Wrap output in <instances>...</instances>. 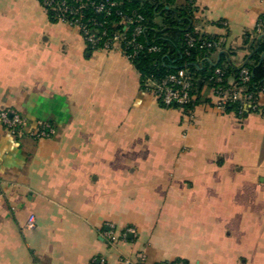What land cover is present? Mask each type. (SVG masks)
<instances>
[{
	"label": "crops",
	"instance_id": "1",
	"mask_svg": "<svg viewBox=\"0 0 264 264\" xmlns=\"http://www.w3.org/2000/svg\"><path fill=\"white\" fill-rule=\"evenodd\" d=\"M195 6V31L221 42L211 61L242 66L264 0ZM203 91L163 108L121 53L88 52L38 0H0V110L55 130L0 125V264H264V93L240 119Z\"/></svg>",
	"mask_w": 264,
	"mask_h": 264
},
{
	"label": "trees",
	"instance_id": "2",
	"mask_svg": "<svg viewBox=\"0 0 264 264\" xmlns=\"http://www.w3.org/2000/svg\"><path fill=\"white\" fill-rule=\"evenodd\" d=\"M38 1L42 5V0ZM106 1L114 3L109 13H96V6ZM55 2L59 4L64 2L73 9L83 6L76 16L66 13L67 20L78 18L86 29L98 34L102 31H106L108 35L116 32L129 41L133 38L134 29L141 28L135 42L142 45V49L136 52L130 62L138 72L142 85L147 87L148 82L159 81L179 69L186 70L192 78L194 95V99L185 107L186 113L201 103L204 89L230 90L232 87L229 82L236 87H243V95L249 96V102L252 104L257 103L259 95L264 93V31L257 33L256 26L253 32L245 34L244 45L248 54L245 63L236 67L231 63L229 53H220L216 61H211L210 56L217 49L200 51L188 47L186 37L188 34L199 42H219L216 37L202 36L195 31V0L192 2L184 0L181 5H177L176 0H55ZM44 10L52 23L58 22L55 11L46 8ZM122 16L130 20L126 29L125 25H119ZM256 25L264 27V16L258 19ZM122 47L127 54L133 53L131 46L123 44ZM152 47L159 50L149 51ZM86 48L92 53L89 46ZM217 69L221 72L220 82L216 81ZM243 69L248 70L250 76L249 81L245 83L241 81L240 76ZM204 101L209 102L208 99ZM239 111L242 113L238 114ZM252 112L251 108H246L240 101L226 106V114L233 113L240 119ZM182 262L187 264L185 261Z\"/></svg>",
	"mask_w": 264,
	"mask_h": 264
},
{
	"label": "built area",
	"instance_id": "3",
	"mask_svg": "<svg viewBox=\"0 0 264 264\" xmlns=\"http://www.w3.org/2000/svg\"><path fill=\"white\" fill-rule=\"evenodd\" d=\"M191 2L194 0H190ZM196 1V0H195ZM114 6V3H101L96 6L95 12L106 14L109 13L110 8ZM42 7L45 9H51L55 11L58 15V22L66 24L72 28H75L79 31L84 43L86 46H89L92 52L95 51H117L121 53L129 62L136 55V52L142 49V45L136 44L135 39L141 33V28L136 27L132 33L133 38L129 41H126L125 37L119 33H113L108 35L106 31L100 32V34L92 32L91 30L86 29L84 25L81 24L78 18L73 20H67L65 14L68 13L71 16H76L79 9L83 8L80 6L78 9H73L68 7L64 2L61 4L55 2V0H42ZM130 23L129 19H126L122 16L119 25L126 26ZM264 31V27L256 25V32L261 33ZM82 33V34H81ZM187 44L189 48H195L197 50H211V49H220L221 42H199L192 35H187ZM131 46L133 48V53H126L125 48L122 45ZM100 45V46H99ZM156 47H152L149 51H158ZM131 63V62H130ZM218 75L216 79L217 82H220L221 72L219 69L215 71ZM241 81L243 83L249 81V72L246 69H243L240 73ZM229 85L232 87L230 90L216 89L211 91L210 105L212 108L220 114H226V106L229 103L240 101L246 106V108H251L252 111L260 112L261 110L258 106V103H250V97L243 95L244 88L236 87L232 82H229ZM155 99L158 101L161 107L166 109H175L180 112H185V107L191 103L194 99L192 94V78L186 70L179 69L173 73L166 75L156 82H148ZM248 101V102H247ZM190 112V111H188ZM242 112L239 111L238 114ZM0 125L11 132L12 134L18 137H29L32 139H47L52 137L55 134L54 128L45 121H36L33 124L23 115L13 111V110H0ZM35 228V218L33 216L29 217L26 223L27 230H33ZM109 238L112 242H115L116 237L109 233ZM123 264H144L143 258L141 261L133 262L130 259H125ZM158 264H184L182 261H174L171 263L161 262Z\"/></svg>",
	"mask_w": 264,
	"mask_h": 264
}]
</instances>
